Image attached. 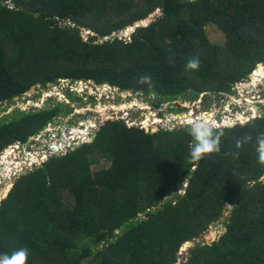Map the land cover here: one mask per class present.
Here are the masks:
<instances>
[{
	"label": "trees",
	"instance_id": "trees-1",
	"mask_svg": "<svg viewBox=\"0 0 264 264\" xmlns=\"http://www.w3.org/2000/svg\"><path fill=\"white\" fill-rule=\"evenodd\" d=\"M136 23L129 40L112 36ZM208 23L224 44L208 38ZM82 29L94 35L85 40ZM196 55L200 70H187ZM259 64L264 0H0V109L64 78L161 104L208 99L236 93L243 78L264 71ZM140 76L151 83H137ZM59 108L3 112L0 154L14 142L36 145ZM221 128V152L194 162L187 125L148 132L107 122L91 142L18 176L0 206V254L27 247L28 264H176L179 248L230 204L224 233L191 247L181 264H264V166L255 150L264 111ZM245 134L252 142L237 149L233 137ZM99 153L110 166L93 173ZM183 181L188 188L177 195Z\"/></svg>",
	"mask_w": 264,
	"mask_h": 264
},
{
	"label": "rangeland",
	"instance_id": "rangeland-1",
	"mask_svg": "<svg viewBox=\"0 0 264 264\" xmlns=\"http://www.w3.org/2000/svg\"><path fill=\"white\" fill-rule=\"evenodd\" d=\"M149 21H145L144 23H148ZM205 28L208 38L212 42L224 44L226 37L216 24L208 23ZM82 30L86 36L88 34H91L90 36L94 35L88 29ZM124 30L114 33V36L120 35V39L129 40L130 32L133 29L129 26ZM123 35H126V37L124 38ZM88 37H84V39L87 40ZM258 71L264 72L263 70ZM256 75L258 74H254L253 76ZM263 75L255 77L256 81L250 78L248 79V77L243 78L241 80L242 82L237 84L239 87L237 94L219 95L209 93L208 99H202L201 97L195 101L192 96H180L178 98L179 103L167 102L164 104L158 103L153 95L145 97L144 94L137 91L122 90L115 92L106 85L95 86L93 83L90 85L76 84L60 80V82L57 81L55 84H50L47 88H42L38 85L32 87L27 93V97L17 100L16 104L10 106V108L5 106V108L0 109V115L3 112L6 115H10L16 113L18 110L28 111L33 108L45 109L50 107V109H54L56 105H60L58 116H55L51 124L37 137L40 144L36 147L33 146L35 151L45 153L46 156L44 157L47 158L49 155L48 152L58 153L56 154L58 156L66 155L70 151L65 149L68 144L73 147L74 143L78 141L80 143L84 141L86 143L91 142L101 126L108 121H119L121 117L125 119L128 125H141L151 132L157 131L160 128L183 127L190 121L196 120L211 123L219 127H223L222 124H228L231 121L235 122L237 116L241 117V120L245 122L248 120L246 118L247 116L254 115L255 113L258 115L264 111V99H259V95H255L258 93L257 91L264 89ZM68 89H87L86 91H89L87 93L88 99L84 98L82 101L79 97V100L69 104L63 101V98L67 96ZM50 97L54 99H50ZM57 100H60L61 103ZM95 105L96 107H92ZM242 112H244L245 116L239 115ZM81 121H85V123L82 124ZM57 133H60V135ZM75 140L77 141L74 142ZM53 147H58V149L55 150ZM94 156L101 157V159L91 165L90 170L93 173L110 166L109 160H106L101 153L99 155L95 154ZM32 158L36 160L37 157L35 158V154H33ZM183 186L181 185L179 187L177 195H179V191L181 194L185 193L186 189ZM64 201L68 203L70 201L69 197L65 196ZM231 207L228 204L220 220L211 225L209 229L203 231L199 237L185 243L179 248L177 253L178 262L176 264L182 263L185 257L189 255L191 247L197 244L212 242L218 235L225 231L226 228L223 222L229 216Z\"/></svg>",
	"mask_w": 264,
	"mask_h": 264
},
{
	"label": "clouds",
	"instance_id": "clouds-1",
	"mask_svg": "<svg viewBox=\"0 0 264 264\" xmlns=\"http://www.w3.org/2000/svg\"><path fill=\"white\" fill-rule=\"evenodd\" d=\"M140 22L141 21H139V24H140ZM146 24L147 23H144V25H146ZM136 25H138V23L131 26L133 30L130 32V34L134 31ZM128 27H126V28H128ZM122 30H124V29H122ZM119 32H122V31H119ZM89 35H91V34H88L87 36H89ZM83 36L87 37L84 34H83ZM112 36H114V34ZM115 36H120V35H115ZM123 36H124V38L126 37V35H123ZM108 38L109 37H106V39H108ZM201 64H202V61L200 60L198 55L191 56L186 63V69L191 70L193 72H198L200 70ZM262 65L264 66V64H262ZM255 71L256 70L252 71L247 76L248 79L249 78L251 79V75ZM60 80L64 81V82H71V83H76V84H86V85H90L91 83H93V85L98 86V84L94 83L93 81H91V80L87 81L85 79H78L76 81H72V80L64 78V79H60ZM60 80L58 82H60ZM136 82L139 84H150L151 78L148 76H140ZM52 84H55V83H52ZM102 85L108 86L109 88L113 89L115 92L122 91L121 89L119 90L116 87L111 86L109 84H102ZM86 90L87 89H81V90H79V89H68L67 90V92H68L67 96H66V98H63L64 99L63 101H66L69 104L74 103L73 101H71L69 99V96H74V97L78 96L83 101L84 98H87V96H88L87 93H89V91H86ZM72 92H75V93H72ZM257 92L258 93H256L255 95H259V99H264V89L259 90ZM254 93H255V91H254ZM235 94H237V88H236ZM105 97L107 98V96H105ZM50 99H54V98L50 97ZM178 100L179 99H176L172 102L179 103ZM58 102H60V100ZM110 106H112V105H110ZM6 107H8V105ZM92 107H96V105L92 106ZM259 115H260V113L258 115L256 114L255 116L251 117L250 119L256 118ZM121 119L125 121V119L123 117H121ZM250 119H248L244 123L248 122ZM81 122H82V124L85 123V121H81ZM125 123L127 124L126 121H125ZM236 124H238V123H236ZM133 125H135V124H133ZM222 126L225 127L228 125L222 124ZM228 127L230 128V127H232V125H229ZM148 131H150V130H148ZM187 133L189 136L192 137V143H191V147H190V158L192 161L199 162V161H201L207 157L213 156L215 154H219L221 152L222 138L225 135V129L224 128H221L219 126H214L211 123H205L201 120H196V121H190L189 123H187ZM57 134L60 135V133H57ZM38 136H40V135H38ZM37 137H36L37 144L33 145L34 147H36L38 144H40L39 141L37 140ZM233 139L235 142V147L237 149H240L245 144L251 143L253 140V137L251 134H245L243 136L233 137ZM76 141L77 140H75L74 142H76ZM83 143H86V142L84 141V142L80 143L78 141L77 143H74L73 147H71V145L68 144V145H66L67 147L65 149H68L71 151L72 149L78 147L79 145H81ZM33 146L24 145L21 142H14L13 144L7 146L2 151V153L0 154V163H1L0 164V206L3 203V201L8 198L10 192L14 188L15 180L18 178V176L20 174L35 170V169L39 168L40 166H42V164H44L50 157L58 156V155H56L58 153L55 154V153H49L48 152L49 155L47 158H45L44 156H46V154L43 152L35 151V149H33ZM255 150L257 153L258 162L262 166H264V131H261L255 137ZM61 152H63V151H61ZM24 153H26V154H24ZM33 154H35V158L37 157L36 160H33V158H32ZM231 154L233 155L234 158L239 157L238 151L233 152ZM59 156H62V155H59ZM41 157H44V158H41ZM13 160H15V161H13ZM36 161H38V162L36 163ZM26 163H28V164H26ZM188 184H189L188 181H183V183L181 185H184L183 187H185V189L187 190ZM178 194L179 195L181 194L180 191L178 192ZM222 234L218 235L216 237V239H218ZM215 240H213V241H215ZM187 242H189V241H187ZM187 242H185V243H187ZM29 254H30V250L27 247H21L17 250H14L10 254L9 253L0 254V264H28Z\"/></svg>",
	"mask_w": 264,
	"mask_h": 264
},
{
	"label": "built area",
	"instance_id": "built-area-1",
	"mask_svg": "<svg viewBox=\"0 0 264 264\" xmlns=\"http://www.w3.org/2000/svg\"><path fill=\"white\" fill-rule=\"evenodd\" d=\"M240 83H241V82H240ZM235 88L238 89V88H239L238 85H236ZM239 115H240V116L244 115V112L239 113ZM255 115H256V113H255L254 115L247 116L246 118L250 119L251 117H253V116H255ZM244 116H245V115H244ZM228 118H229V117H228ZM239 122H240V123H244V122L241 120V117H238V116H237L235 122H232V121H231V122H229L228 124H223V125H228V126H229V125H232V126H233V125H235L236 123H239Z\"/></svg>",
	"mask_w": 264,
	"mask_h": 264
},
{
	"label": "bare ground",
	"instance_id": "bare-ground-1",
	"mask_svg": "<svg viewBox=\"0 0 264 264\" xmlns=\"http://www.w3.org/2000/svg\"><path fill=\"white\" fill-rule=\"evenodd\" d=\"M260 65H262V64H260ZM263 66V65H262ZM254 74H258V75H256V76H253ZM264 74V72H260V71H258V70H256L252 75H251V79H253L254 81H256L255 80V77H260V76H262ZM264 76V75H263ZM55 150L56 149H58V147H53Z\"/></svg>",
	"mask_w": 264,
	"mask_h": 264
},
{
	"label": "water",
	"instance_id": "water-1",
	"mask_svg": "<svg viewBox=\"0 0 264 264\" xmlns=\"http://www.w3.org/2000/svg\"><path fill=\"white\" fill-rule=\"evenodd\" d=\"M144 21H148V20H143V21L140 22V24H144ZM148 132H151V131H148Z\"/></svg>",
	"mask_w": 264,
	"mask_h": 264
}]
</instances>
